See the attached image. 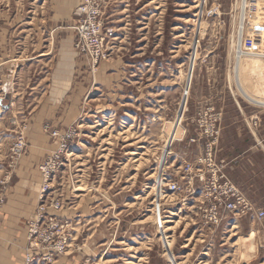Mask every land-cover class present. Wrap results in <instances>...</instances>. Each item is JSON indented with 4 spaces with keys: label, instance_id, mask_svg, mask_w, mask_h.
<instances>
[{
    "label": "rangeland",
    "instance_id": "rangeland-1",
    "mask_svg": "<svg viewBox=\"0 0 264 264\" xmlns=\"http://www.w3.org/2000/svg\"><path fill=\"white\" fill-rule=\"evenodd\" d=\"M53 1L0 0V97L10 103L0 106L3 204L27 147L32 102L43 92L39 79L57 64L47 48L58 17ZM102 1L105 42L131 63V92L104 95L115 102L92 103L83 121L49 124L71 134L45 192L61 204L50 213L65 244L50 255L26 244L21 264H264V216L210 230L190 220L192 207L178 211L164 187L182 160L204 154L196 120L208 108L219 126L224 117L231 128L235 116L258 121L237 123L227 135H243L238 147L252 149L244 169L264 184L256 173L264 171V104L251 100L264 102V0ZM240 22L243 55L235 58ZM253 198L264 201V194Z\"/></svg>",
    "mask_w": 264,
    "mask_h": 264
},
{
    "label": "crops",
    "instance_id": "crops-1",
    "mask_svg": "<svg viewBox=\"0 0 264 264\" xmlns=\"http://www.w3.org/2000/svg\"><path fill=\"white\" fill-rule=\"evenodd\" d=\"M76 6L77 0L52 2L58 17L52 19L51 28L54 34L49 38L50 45L47 48L57 58V64L51 70L43 69L39 79L43 92L33 100L31 106L34 109L27 119V147L20 156L13 179L5 191L6 199L2 206L0 222V264L22 262L27 244L25 220L32 216L40 201L41 177L38 165L53 149V144L43 132L42 125L48 123L63 128L83 121L86 114L84 110L92 106V103L110 105L115 102L113 99L104 98V95L115 92L119 87H123L125 92H131V69L127 66L131 63L122 61L119 53L112 52L107 60L91 68L89 62L73 49L74 31L71 26L74 23L73 12ZM48 51L44 55L48 54ZM90 94L94 97H89ZM224 119L225 117L220 123L215 155L225 160L224 171L228 178L258 207H264V201L253 198V195L264 194V184L255 183L252 177L255 172L253 169H244V162L251 159L252 149L245 152L241 146L238 147V140L243 139V135L228 136L227 131L231 127H226ZM231 119V129L235 131L238 130L237 123H258L255 119L243 115ZM256 171L259 177L264 174V171ZM191 201L183 202L178 196H174L171 202L181 204L179 211L184 204L192 207ZM189 216L190 220L196 217L192 214Z\"/></svg>",
    "mask_w": 264,
    "mask_h": 264
},
{
    "label": "built area",
    "instance_id": "built-area-1",
    "mask_svg": "<svg viewBox=\"0 0 264 264\" xmlns=\"http://www.w3.org/2000/svg\"><path fill=\"white\" fill-rule=\"evenodd\" d=\"M74 9L73 49L84 57L91 68L97 67L110 56L103 30L102 0H77ZM197 125L201 129L202 138L205 140V152L193 161L182 160L178 165L177 175L164 183V187L171 195L178 196L181 201L192 200V210L201 225L216 230L224 221L236 222L247 217L251 220L264 216L261 210L252 202L239 187L226 175L225 160L216 158L215 146L220 134L219 114L213 113V108H208L203 114H199ZM43 132L52 140L54 148L38 165L43 183L40 190V202L35 213L26 222L27 245L30 251L35 250L49 252L61 251L65 244V238L58 233L60 225L55 222V217L50 211L61 208L59 201L47 195L50 178L61 162V155L67 150L69 132H62L49 124L43 125ZM194 141V138H189ZM23 141L18 142L16 150L23 149ZM161 198L166 197L163 188L160 189ZM4 198L0 195V208ZM1 220V209H0ZM60 229V228H59ZM32 254V253H31ZM31 254H26L25 262L31 259Z\"/></svg>",
    "mask_w": 264,
    "mask_h": 264
},
{
    "label": "bare ground",
    "instance_id": "bare-ground-1",
    "mask_svg": "<svg viewBox=\"0 0 264 264\" xmlns=\"http://www.w3.org/2000/svg\"><path fill=\"white\" fill-rule=\"evenodd\" d=\"M242 6H243V4H242ZM241 6V7H242ZM241 9H243V7L241 8ZM242 13H244V12H242ZM242 13H240V14H242ZM239 14V15H240ZM242 16V15H241ZM237 26H239V25H237ZM242 30H243V27H242V23L240 22V26H239V29H238V34H237V51H236V53H237V57H235V58H240L242 55H243V51L240 49V47H239V43H240V38H241V34H242ZM236 55V54H235ZM238 60V59H237ZM236 63V62H235ZM235 71H236V73H237V68L235 69ZM239 84V83H238ZM252 101H254V102H257V103H260V104H264V102H262V101H257V100H254V99H251Z\"/></svg>",
    "mask_w": 264,
    "mask_h": 264
},
{
    "label": "water",
    "instance_id": "water-1",
    "mask_svg": "<svg viewBox=\"0 0 264 264\" xmlns=\"http://www.w3.org/2000/svg\"><path fill=\"white\" fill-rule=\"evenodd\" d=\"M0 106L2 108H8L9 107V104H3V98L0 97Z\"/></svg>",
    "mask_w": 264,
    "mask_h": 264
}]
</instances>
